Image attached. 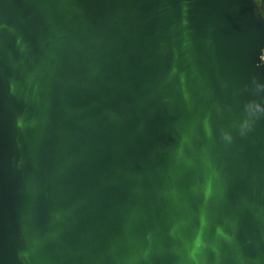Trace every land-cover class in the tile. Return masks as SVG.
Here are the masks:
<instances>
[{"label":"water","instance_id":"95a60500","mask_svg":"<svg viewBox=\"0 0 264 264\" xmlns=\"http://www.w3.org/2000/svg\"><path fill=\"white\" fill-rule=\"evenodd\" d=\"M0 264H264L256 0H0Z\"/></svg>","mask_w":264,"mask_h":264},{"label":"trees","instance_id":"16d2710c","mask_svg":"<svg viewBox=\"0 0 264 264\" xmlns=\"http://www.w3.org/2000/svg\"><path fill=\"white\" fill-rule=\"evenodd\" d=\"M258 2V5L260 6V9L264 15V0H256Z\"/></svg>","mask_w":264,"mask_h":264}]
</instances>
